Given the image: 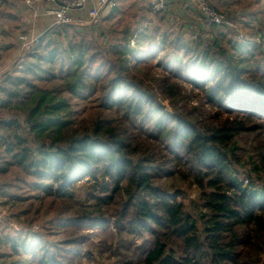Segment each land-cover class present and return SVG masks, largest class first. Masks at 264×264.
Instances as JSON below:
<instances>
[{
  "label": "trees",
  "instance_id": "obj_1",
  "mask_svg": "<svg viewBox=\"0 0 264 264\" xmlns=\"http://www.w3.org/2000/svg\"><path fill=\"white\" fill-rule=\"evenodd\" d=\"M146 6L120 0L103 17L108 50L76 38L63 75L80 94L90 80L115 116L71 134L66 99L38 92L16 108L25 125L13 121L8 152L39 180L35 190L63 204L51 222L62 238L6 243L31 264H264V28L242 22L247 42L216 28L195 46L186 40L191 29L179 26L166 45L167 30L160 42L152 35L173 25ZM252 18L259 23L257 13ZM185 48L200 57L187 59ZM48 54L37 55L54 63L56 51ZM157 66L165 73L154 79L157 90L180 104L173 113L144 84ZM184 84L213 110L187 106ZM248 136L255 141L243 146Z\"/></svg>",
  "mask_w": 264,
  "mask_h": 264
},
{
  "label": "rangeland",
  "instance_id": "obj_2",
  "mask_svg": "<svg viewBox=\"0 0 264 264\" xmlns=\"http://www.w3.org/2000/svg\"><path fill=\"white\" fill-rule=\"evenodd\" d=\"M207 2L218 9L214 3ZM237 6L240 10L243 8H250L251 11L257 13V20L260 19L259 23H256L255 19H253L252 22L254 26H250V29H256L257 27L258 30V28H260L259 25L264 28V0H239ZM26 8L28 12H30L27 6ZM32 11L34 12L35 9ZM34 13V18L38 17V15ZM108 14L109 13H107L106 16ZM237 15L238 14L235 13L234 18H236ZM103 16H105V14ZM44 17L47 18L46 16ZM81 18L84 19L85 22H88V16H82ZM247 18L248 16L244 19L247 20ZM51 22L53 21L51 20ZM204 22L203 27L197 28L195 24L189 27L195 31L187 35V43L191 41L195 45L196 42H199V38H197V40L194 39L195 35L198 36L203 34L202 36L205 39H210V33L216 28H221L211 26L206 21ZM58 26L59 27L50 26L51 28L48 31L42 30L39 38L40 40L43 39L40 43L37 41V43L35 42L33 44V41L39 38L29 42V44L25 41L27 47L23 48L25 49L23 51L24 54L21 55L20 58H13V67L9 68V71L3 73L9 76L4 86L0 87V217L4 214L8 215L13 224L7 225L0 221V240H2L0 241V264H31L28 258L22 255L18 256L11 251L6 243L8 237L14 239L20 238L21 241L22 239L32 240L34 237L36 238L38 236H42L43 239L47 241H55L56 239L62 238L61 234L57 233V235H55L53 233L51 222L55 214L62 211L63 204L60 202L54 204L52 203L53 201L45 198L44 192L35 190L33 184L39 182V180L13 164L12 154L8 152V148L13 149V146H16V138L14 135L16 126L13 127V121L17 122L16 118L21 117L20 120H23V124L25 125L24 117L16 108L26 103L30 96L38 92L54 94L60 98L66 99L70 105L71 113L69 114V119L72 121L71 134H74L75 130L83 133L97 118L110 117L112 114L115 116L113 112L104 110L101 107L98 93L96 91L92 92L96 88V85L90 82V80H85L84 88L80 94L76 91V89L81 88L80 85L76 89H72L76 81L66 80L63 76L68 72L69 65H72L74 55L72 46L76 43V38H86L94 42L100 47V51L104 50L102 51L104 53L108 50L111 38L110 29L108 26L104 25L103 20L101 25L97 26H75L73 24V29H70L67 33L63 29V26L66 25ZM177 27L178 28L175 26H162L157 32L155 31L153 33L152 39L160 42L161 37H163L164 33L166 34L167 30V37L165 38L167 39L166 45H168L171 39L176 36L175 33L180 30V27ZM236 28L239 31L237 33L243 36L244 39L238 37L235 32L231 34L232 38L237 41L246 40L247 38L245 39L244 35L246 36L247 31L242 29V26H236ZM161 31L165 32L162 33ZM170 32H173V34ZM254 39L257 42L258 38ZM132 45H134V43H132ZM248 45H250L249 42ZM36 48L39 49L36 50ZM168 49H170V46ZM52 50L56 51L54 63H49L47 59L40 61L39 55L37 54L48 56V53ZM185 50L188 52L187 59L192 58L191 60H195L200 57L201 51L185 48L184 52ZM168 52H171V50ZM159 58L160 57L151 60L150 66L158 64ZM80 71L81 69L78 70V72ZM52 73L58 74L57 76L62 75V77L52 78ZM164 74L163 68L157 66L150 71L147 77L143 78V81L145 86L152 88L151 92L157 97L158 101H160L166 110L173 113V108L179 107V102L176 101L177 103H172L171 100L165 99L161 91L157 90L158 87L154 82V79L161 78ZM183 89L186 95L189 96L187 106L190 108H201V106H203L207 112L213 110L203 103L202 98L199 96L200 93L197 91L192 92L193 90L185 84L183 85ZM184 92L183 95H185ZM241 141V144L246 146L245 143L251 144L255 141V138L248 136L242 138ZM258 141L259 140H256V142ZM30 143L33 144V142ZM242 171V169H239L238 176L239 179L243 180L244 184H246L241 174ZM85 195L86 194H84V196Z\"/></svg>",
  "mask_w": 264,
  "mask_h": 264
},
{
  "label": "crops",
  "instance_id": "obj_3",
  "mask_svg": "<svg viewBox=\"0 0 264 264\" xmlns=\"http://www.w3.org/2000/svg\"><path fill=\"white\" fill-rule=\"evenodd\" d=\"M207 1L214 3L220 11L229 13L233 17L235 13L238 14L236 18L239 26H241L242 22H247L248 20L252 22L253 18L251 19V16L256 14L250 8L238 9L237 3L239 0ZM125 3L127 4V2ZM141 4L146 6L142 1ZM46 8L47 4H43L35 8V13L31 9L28 12L22 0H0V66L3 73L13 67V58H20L24 54L23 45L25 41L21 40V37H26L27 44H29V42L39 38L42 30L48 31L52 26L59 27L53 25L54 22L44 17L43 12ZM33 13L37 14L38 17L34 18ZM164 13L167 15L168 22L173 26H186L188 29L192 24H195V26L200 28L205 23L196 3L192 0H167V7ZM86 14L79 13L81 17L87 16ZM246 16H248L247 20L244 19ZM87 25L95 26L88 24L84 19L81 24H76L75 26ZM37 41L39 43L40 38L33 41V44L37 43ZM4 75L0 78V81L4 79Z\"/></svg>",
  "mask_w": 264,
  "mask_h": 264
},
{
  "label": "built area",
  "instance_id": "obj_4",
  "mask_svg": "<svg viewBox=\"0 0 264 264\" xmlns=\"http://www.w3.org/2000/svg\"><path fill=\"white\" fill-rule=\"evenodd\" d=\"M24 5L29 9L34 10L43 4H47L46 10L43 15L52 20L53 25H76L81 24V14L88 16V24L100 25L105 12H112L119 4L120 0H22ZM145 5L150 6L154 12H163L167 7V0H141ZM196 3L198 10L200 11L204 21L208 22L211 26L227 28L240 36L236 28L234 17L225 12H221L207 0H192ZM197 28H199L197 26ZM198 36L195 35L194 39L197 40ZM21 40L27 41L26 37H21ZM247 42L246 40H243ZM27 45L24 44L23 48ZM3 74V70L0 68V76Z\"/></svg>",
  "mask_w": 264,
  "mask_h": 264
},
{
  "label": "water",
  "instance_id": "obj_5",
  "mask_svg": "<svg viewBox=\"0 0 264 264\" xmlns=\"http://www.w3.org/2000/svg\"><path fill=\"white\" fill-rule=\"evenodd\" d=\"M0 221H2L3 223L7 224V225H12L13 222L12 220L9 218L8 215L4 214L0 217Z\"/></svg>",
  "mask_w": 264,
  "mask_h": 264
}]
</instances>
